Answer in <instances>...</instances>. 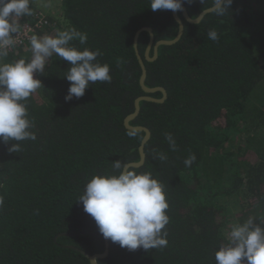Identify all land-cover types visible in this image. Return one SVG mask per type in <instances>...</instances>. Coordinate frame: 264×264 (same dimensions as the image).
<instances>
[{"label": "trees", "instance_id": "obj_1", "mask_svg": "<svg viewBox=\"0 0 264 264\" xmlns=\"http://www.w3.org/2000/svg\"><path fill=\"white\" fill-rule=\"evenodd\" d=\"M60 1L62 20L45 13L32 36L68 28L86 33L85 44L74 40L70 46L99 49L97 61L110 66L112 81L91 84L83 97L66 101L67 61L53 55L45 72L35 74L42 84L23 103L37 139L19 142L17 153L8 151L11 142H0V264H91L66 245L104 251L105 238L78 199L94 175L119 173L113 162L140 158L145 133L124 124L144 94L135 33L150 26L157 41L178 32L173 11L154 12L151 0ZM183 5L195 18L213 0ZM31 7V16L18 18V28L44 14ZM184 23L177 43L160 46L153 61L144 58L147 86L165 87L167 99L142 101L131 122L151 130L145 163L130 170L150 172L163 185L168 245L129 251L110 240L100 264H216L215 252L227 243L233 224L264 218V0H233L223 16L210 12L199 23ZM211 30L217 41L208 39ZM149 40L141 32L143 57ZM31 56L29 40L9 51L5 62ZM151 95L162 97L160 91ZM167 133L175 139L174 151ZM192 154L196 160L186 167Z\"/></svg>", "mask_w": 264, "mask_h": 264}, {"label": "clouds", "instance_id": "obj_2", "mask_svg": "<svg viewBox=\"0 0 264 264\" xmlns=\"http://www.w3.org/2000/svg\"><path fill=\"white\" fill-rule=\"evenodd\" d=\"M185 0H151L152 11H180ZM191 2V0H188ZM233 0H213L211 11L223 16ZM33 0H0V142L11 146L10 153L20 151L19 142L35 141L37 136L28 118L26 101L42 84L36 73L45 72L48 60L56 55L70 65L64 77L70 82L66 101L85 95L91 84L111 83L110 66L101 64L97 57L100 50H80L70 46L78 40L87 42V34L75 28L58 31L56 35H33L30 39L32 56L14 62H5L10 48L16 43L18 18L31 16ZM208 39L217 41L215 30L208 32ZM170 148L176 149L171 133L165 135ZM163 161L167 156L157 154ZM196 156L184 160L191 167ZM118 174L94 175L86 184L78 201L84 211L95 221L103 238L118 243L121 248L135 251L163 249L167 247L166 226L169 224V204L163 185L150 172H136L128 169L120 160L113 162ZM216 264H264V218L259 223L250 216L243 223H235L227 234V243L215 252Z\"/></svg>", "mask_w": 264, "mask_h": 264}, {"label": "water", "instance_id": "obj_3", "mask_svg": "<svg viewBox=\"0 0 264 264\" xmlns=\"http://www.w3.org/2000/svg\"><path fill=\"white\" fill-rule=\"evenodd\" d=\"M212 8H213V5L204 9L195 18H192L190 16L187 8L184 5H183L182 9L180 10V12H182L183 18L187 22L199 23L202 21V19L205 17V15L212 12L211 11ZM173 16L179 24L178 32L174 38H172V39H159L156 41L154 30L150 26H144V27L140 28L139 30H137V32L135 33V36H134V49H135V53H136V56L138 58L139 64L141 66L140 85L144 91V94L138 96L135 99L134 111L125 117L124 124H125L127 129H130L133 131H142L145 133V135H144V137H143V139L139 145L140 158L138 161H132V162L126 163L125 165H127L128 169L133 168V167H141L145 163V161H146L145 146L151 138V130L149 127L143 126V125H132L131 124V122L136 119V117L139 115V113L141 111V102L142 101H154V102H158V103H163L168 97V93H167V90L165 87H163V86H156V87L147 86L146 79H147L148 70H147V66L145 63V59L147 61L155 60L158 57L160 46H162V45H173V44L177 43L180 40V38L182 37L184 30H185L184 19L179 15V11L173 12ZM143 31H147L149 33V36H150V40H149V43L146 47L144 57L142 56V54L139 50V44H138L139 36H140L141 32H143ZM152 50H153V55H151ZM157 91H160L162 93L161 98H156V97H153L151 95L152 93H155ZM62 234H65V233H62ZM62 234L57 235L55 237V241H57L58 236H60ZM66 246L71 247V248L81 252L85 257H87L89 259L91 264H100L98 262V260L107 257L109 254L110 239H105V249L101 253L90 254L87 251L80 249L74 245H66Z\"/></svg>", "mask_w": 264, "mask_h": 264}, {"label": "built area", "instance_id": "obj_4", "mask_svg": "<svg viewBox=\"0 0 264 264\" xmlns=\"http://www.w3.org/2000/svg\"><path fill=\"white\" fill-rule=\"evenodd\" d=\"M39 19L34 24L29 23H23L20 28H18V34L15 36L16 43L15 46H20L24 44L25 42L29 41L32 37V33L36 30L38 27H42L45 22V14H39ZM13 47V48H14ZM13 48H10L9 51L13 50Z\"/></svg>", "mask_w": 264, "mask_h": 264}, {"label": "rangeland", "instance_id": "obj_5", "mask_svg": "<svg viewBox=\"0 0 264 264\" xmlns=\"http://www.w3.org/2000/svg\"><path fill=\"white\" fill-rule=\"evenodd\" d=\"M33 5L40 9L41 13L53 15L62 20L60 0H33Z\"/></svg>", "mask_w": 264, "mask_h": 264}]
</instances>
